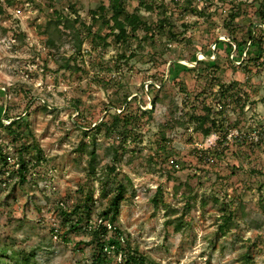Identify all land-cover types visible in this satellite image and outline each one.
Masks as SVG:
<instances>
[{
	"label": "rangeland",
	"instance_id": "374dc122",
	"mask_svg": "<svg viewBox=\"0 0 264 264\" xmlns=\"http://www.w3.org/2000/svg\"><path fill=\"white\" fill-rule=\"evenodd\" d=\"M141 1L167 5L171 22L164 30L156 26L159 8L148 10ZM258 1L126 0L153 28L96 44L88 27L99 34L110 28L92 10L109 0H0V114L4 124L21 116L26 135L14 140L0 126V144L10 163L22 141L31 145L28 157H43L24 185L15 178L0 184V252L8 247L0 264H21L26 250L35 251L32 264H86L95 248L90 231L72 228L63 211L91 189L97 219L106 202L98 177L127 184L116 221L121 243L138 245L156 264H244L245 252L264 264V61L252 58L255 45L233 42L231 50L226 43L235 5L241 7L236 35L248 39L250 21H260ZM58 11L65 33L49 46L48 22ZM195 55L220 68L213 72ZM218 83L233 86L222 93ZM204 105L220 122L207 137L192 118L207 111ZM118 113L133 116L132 126H95L113 125ZM94 133L99 158L91 176L88 153L78 146L91 144ZM112 163L116 169L108 171ZM224 205L234 213L225 232L219 228ZM111 257L122 256L113 250Z\"/></svg>",
	"mask_w": 264,
	"mask_h": 264
},
{
	"label": "trees",
	"instance_id": "16d2710c",
	"mask_svg": "<svg viewBox=\"0 0 264 264\" xmlns=\"http://www.w3.org/2000/svg\"><path fill=\"white\" fill-rule=\"evenodd\" d=\"M141 2L142 5H144L148 10H154L157 7L159 8V11L163 14V16L157 20L156 26L158 27V29L164 30L166 28V25L171 22V19L167 15V5H165V3L163 2L159 4L157 2L151 1ZM235 8L236 9L234 11H231V13L229 14L230 18L226 23L228 27L232 28V31L229 34L231 39L230 41H226V43L230 46L231 50H233V42L236 44L237 48L245 43L246 45H255L256 48L252 50L259 49V52L252 58H254L255 60L263 58L264 61V49L261 45V41L264 40V27L260 24H264V0L258 1V7L255 13L257 16H259L260 21H250L247 31L248 39H245L244 37L240 39L236 35L237 32L236 28L234 27V21L235 18L240 15L241 7L239 4H237L235 5ZM0 9H2L1 5ZM92 14L95 19H97V17H101L102 23L110 28L107 33L99 34L98 32L92 31V27H88V34H90L91 40L96 44H109L107 38L111 34H113L119 41H127L129 36L131 34H135L139 29H145L146 32H149V30L153 28L151 22H149L138 9L132 11L128 9L126 0H109L108 4L102 3L98 6V8L93 9ZM60 15L61 13L58 11V14H56L55 18L51 17L49 19L48 26L53 25V30L48 33L46 39V43L49 46L56 44L58 38H60L65 33V31L60 27ZM67 22L68 27H74L73 23H69L70 20H68ZM256 22H260L259 25H256ZM171 34L173 35L172 32ZM74 36L78 39L77 48L80 49L82 38L80 36L79 29L76 28ZM216 41L220 42L221 40L216 38ZM248 49H250V46L248 47ZM194 59L197 60V62L204 60V62L209 67H211L213 72H216V70L220 68L215 59L206 58L200 60L196 57V55ZM64 64L65 67L71 68V59L67 58ZM244 65L247 64L244 63ZM218 84L219 87L222 88V93L230 91L231 86H233H226L224 83ZM149 85L153 87L154 83H150ZM128 95L129 94H126L123 98V101L126 102V105L130 104ZM135 95H133L131 99L136 97ZM156 100L157 99H155L154 97L152 99V103L155 104ZM204 107L207 109L205 113L196 115L194 114L192 118L195 122V128L200 130L204 134V136L207 137L214 130H217V127L220 126V122L218 118L211 115V106L204 105ZM8 119L10 120V122L8 124H4V119L0 114V126L5 127L7 131L11 133V135H13L14 140H21L26 137L24 130H21L19 128L22 123L21 116L13 119H10V117H8ZM133 121L134 117L126 113L124 117H121L119 115L118 120L112 121L113 125L104 120L100 123H96L95 126L97 128H101L105 125L107 130L111 131L119 126L131 127ZM83 130L86 134L88 133V129ZM90 143L91 144L81 143L78 146V149L84 150L88 153V164L86 168L88 169L89 175L95 176L97 174L96 169L97 161L99 158V153L96 146V133L93 134V138L90 140ZM30 146L31 145H29L25 141H22L21 144L17 147L18 153L16 159L13 163H10V156L4 150L3 145L0 144V184H2L3 186L7 185L9 183V178H15L21 185H24L28 181V179L32 177L33 167L38 164V162L43 157L41 153L35 156L28 157V155H26L25 153V150L30 148ZM208 152L215 153V151H213L212 149H208ZM217 152L218 151H216V153ZM117 159L118 157L116 155L115 160ZM106 167L108 171H114L116 169L115 163L107 164ZM5 172H7V174L9 175L8 177H2L3 173ZM98 178L101 181L100 197L106 200L103 205L101 204L102 206L98 217L99 219H101L100 222L98 221V218L95 220L93 219V212L95 210V198L91 189L83 192L81 201L74 205L71 210L63 211V220L65 222H71L70 226L72 228H79L80 226H83L84 229H88L90 231L89 234L91 235L92 241L95 243V248L92 257L86 261V264H156L155 261L151 260L150 256L144 253L138 245H123L121 243V239H124V232L121 227L116 225V221L118 219L121 202L122 200L127 198V184L121 180H118L116 182V185L113 186L112 182L109 179H102L101 177ZM213 199L218 200V197L214 196ZM154 200H158V196L154 197ZM220 209L223 211V217L219 228L225 232L226 226H232L231 224L234 222V213L228 205H224V207H220ZM113 228L115 232L110 235V231ZM64 238L66 240H70L66 235L64 236ZM113 250L116 255L121 254L122 257L119 262L117 260H113V258L111 257V251ZM12 251H17L14 246L12 247ZM26 251L27 256L23 258L21 264H32L31 260L35 255V251ZM0 254H8L7 245L2 246ZM242 260L244 264H254V258L250 252L243 253Z\"/></svg>",
	"mask_w": 264,
	"mask_h": 264
}]
</instances>
